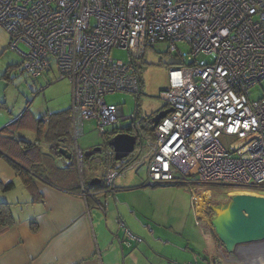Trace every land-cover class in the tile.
<instances>
[{
    "label": "built area",
    "instance_id": "2783aa9c",
    "mask_svg": "<svg viewBox=\"0 0 264 264\" xmlns=\"http://www.w3.org/2000/svg\"><path fill=\"white\" fill-rule=\"evenodd\" d=\"M0 26L13 49L28 48L21 51L26 72L39 76L54 64L59 79L71 82L81 176L83 122L95 120L104 136L111 124L132 119L105 96L142 93L136 59L148 46L166 43L177 63L161 97L173 110L155 125L145 184L184 182L203 200V213L206 195L194 185L263 191L264 98L253 99L250 89L264 79V0H0ZM180 42L190 51H181ZM114 48L127 49L129 61L114 58ZM201 55L213 61H200ZM222 135L235 137L231 150ZM117 175L107 169L108 185Z\"/></svg>",
    "mask_w": 264,
    "mask_h": 264
},
{
    "label": "crops",
    "instance_id": "0c3cea01",
    "mask_svg": "<svg viewBox=\"0 0 264 264\" xmlns=\"http://www.w3.org/2000/svg\"><path fill=\"white\" fill-rule=\"evenodd\" d=\"M16 66L19 65L10 61L2 76L8 73L11 77ZM5 105L0 107V132L23 112L15 114ZM39 110L42 116L33 112L38 118L51 112ZM17 132L15 137L26 138L24 133L30 132L34 139L29 140H36L33 130ZM42 147L48 150L46 143ZM68 160L62 157L58 163L66 165ZM96 177L100 176L93 175L90 181ZM115 180L113 187H108L113 191L91 189L85 192L86 196L83 192L60 190L39 179L29 188L7 159L1 157L0 200L10 204L15 224L0 230V264H264L253 258L260 255L239 257L228 253L223 245L220 253L213 252L212 239L191 238L180 223V216L183 219L186 210L189 215L193 200L186 197L182 205L183 191L167 190L163 195L170 198L159 195L155 199H164L163 202L149 203L144 199L149 192L146 181L134 178L131 190H126L120 187L125 180H119L117 186ZM202 202L198 200V204ZM199 210L197 216L203 215L208 221L206 211ZM181 238L188 241L189 250L184 249ZM177 239L181 243H175ZM181 246L184 255L179 250Z\"/></svg>",
    "mask_w": 264,
    "mask_h": 264
},
{
    "label": "rangeland",
    "instance_id": "374dc122",
    "mask_svg": "<svg viewBox=\"0 0 264 264\" xmlns=\"http://www.w3.org/2000/svg\"><path fill=\"white\" fill-rule=\"evenodd\" d=\"M178 48L183 52H189L190 47L186 43H178ZM27 52L28 48L25 45L20 46V50L13 49L10 45V35L5 28L0 26V97L1 100H6V104L15 113H21L29 104L31 110L35 112L36 116H42L43 113L39 109L43 108V112L52 113L54 111L66 109L71 106L72 103V85L69 79H59L58 69L53 64V68L48 72L45 71L42 75L33 77L24 70V56L22 52ZM112 56L116 59L123 60L125 62L130 59V52L127 49L114 48ZM200 61L212 62L213 58L210 56L201 55L198 57ZM17 63L16 69L10 78L3 77V72L10 61ZM139 67V72L143 80L142 93L135 94L130 91H117L109 93L105 96L106 101L109 104H115L122 106L124 109V116L130 117L137 113L139 116H155L159 111L166 108V103L161 97L162 90H166L170 86L169 81V68L173 63H177V58L168 52V45L166 43H157L155 47L148 46L141 59H136ZM250 95L253 99L264 98V79L257 83L250 89ZM132 124V119L119 120L118 122L111 124L110 129L123 128L126 125ZM26 139H34V135L30 132L24 133ZM29 135V136H28ZM72 136L74 133L72 132ZM144 141L140 149V154L137 156L136 150L125 160L130 161L133 157H137L134 163H130L129 167L118 174L115 180V185H118L119 180H125V185L120 187L131 190L130 185L134 178L141 181H146L148 175V161L151 152L154 150V141L150 134H144ZM222 142L225 146L231 150V143L235 140L232 136H221ZM77 143L79 147L85 152L89 149H93L96 146H102L103 151L91 156H84V175L87 181H90L93 175L104 176L106 175L107 163L106 158L108 156L109 148L106 144L105 138L102 136L100 130L97 127L96 121L92 119L85 120L83 122V131L78 136ZM45 146V144H43ZM72 144V149L75 151ZM133 179H130L132 178ZM107 177H105V180ZM109 183V182H108ZM147 196L144 197L149 203L153 200L163 202L164 199L155 197L161 195L165 198H170L169 195H163L167 190L183 191L181 197V204L186 197L192 198L193 205L189 215L187 210L183 213V219L180 216V223L185 226L191 234V238L199 240V238H210L214 244V251L219 252L222 249V243L218 238L215 230L211 225V218L215 215V212L210 209V205L215 207H223L227 204L230 198L228 194L229 190H233V186L220 185V184H204V186L194 185V189L200 190L206 195L207 208L206 216L208 221L201 215L197 216L200 212L198 202L194 198L193 191L183 186L172 185H158L156 187L148 186ZM241 192V191H239ZM238 192H233L235 194ZM264 192H258V194ZM175 195V194H174ZM228 195V196H227ZM176 197V196H175ZM177 198V197H176ZM203 197V199H205ZM213 200H216L213 202ZM210 204V205H209ZM148 223V222H147ZM211 226H209L208 224ZM162 232V231H160ZM166 232V231H163ZM174 236H177L176 234ZM168 239V238H165ZM182 239V238H181ZM181 239H177L175 243H181ZM194 241V240H192ZM165 242V241H163ZM167 243V242H166ZM184 249L187 248L185 239H182ZM183 247H179L182 255L184 251ZM220 253V252H219ZM258 258L257 260H261ZM264 261V260H263ZM258 262V261H257Z\"/></svg>",
    "mask_w": 264,
    "mask_h": 264
},
{
    "label": "trees",
    "instance_id": "16d2710c",
    "mask_svg": "<svg viewBox=\"0 0 264 264\" xmlns=\"http://www.w3.org/2000/svg\"><path fill=\"white\" fill-rule=\"evenodd\" d=\"M4 77L10 78L8 73H4ZM5 104L6 101H0V107H5ZM136 122L140 123L139 128L136 127ZM136 122V126L132 123L120 129L109 128L103 136L109 148L106 158L107 169L112 168L119 174L126 170L131 162L134 163L137 159V157H133L130 161L125 160V158L123 160L115 159L112 147L109 146L108 141L117 132H133L137 135V138H144V134L148 133L154 138L155 124L153 116L138 115ZM26 129L35 132V141L15 137L17 131ZM72 132L73 126L70 108L46 113L44 117L38 118L31 110V105L27 104L20 116L0 132V158L4 157L7 159L17 171L22 182L29 188L33 186L36 179L70 193H81L87 190L92 191L91 189H105L109 187L105 180V175L99 177L101 181L95 186L90 181H86L84 171L83 176H81L75 151L74 149H70L72 144L74 146L75 142ZM42 143L48 145V150L42 147ZM140 143L138 142V147L141 145ZM61 148H68L72 152V158L67 161L66 165L58 163V159L64 157L60 153ZM84 156L86 157V155ZM82 178L84 183L82 182ZM172 185L184 187V182H176ZM262 192H264V189ZM14 224L15 220L10 209V204L0 200V230Z\"/></svg>",
    "mask_w": 264,
    "mask_h": 264
},
{
    "label": "water",
    "instance_id": "95a60500",
    "mask_svg": "<svg viewBox=\"0 0 264 264\" xmlns=\"http://www.w3.org/2000/svg\"><path fill=\"white\" fill-rule=\"evenodd\" d=\"M172 110L173 108H167L159 111L153 117L155 125ZM121 114H124L122 107ZM136 115L137 113L134 114V118ZM139 138L142 143V138ZM108 143L112 147L115 159L123 160L136 150L137 135L125 131L117 132ZM102 151V146H96L85 151L84 155L91 156ZM60 153L67 159L72 158V152L68 148H61ZM100 181L101 179L97 177L93 178L90 183L95 186ZM109 186H112V184ZM146 186L156 187L158 185L146 184ZM211 210L215 212V215L210 220L212 228L228 253L239 257L244 255H264L263 194L252 192L230 194L225 206H211Z\"/></svg>",
    "mask_w": 264,
    "mask_h": 264
},
{
    "label": "flooded vegetation",
    "instance_id": "af4514ba",
    "mask_svg": "<svg viewBox=\"0 0 264 264\" xmlns=\"http://www.w3.org/2000/svg\"><path fill=\"white\" fill-rule=\"evenodd\" d=\"M168 107H166V108H164V109H167ZM137 116H138V114L136 115V117L134 118V114H133V117H132V123L135 125V122L137 121ZM155 124V123H154ZM137 125V126H136ZM136 127L137 128H139L140 127V123L138 122H136ZM155 126V125H154ZM133 133V132H132ZM135 134V133H134ZM143 140H144V138H143ZM138 142L140 143L141 142V140H140V138H137V144H138ZM143 142V141H142ZM214 201H216V200H213V202ZM211 206H213V205H211ZM211 209V208H210ZM262 260H264V259H261L260 261H262Z\"/></svg>",
    "mask_w": 264,
    "mask_h": 264
},
{
    "label": "clouds",
    "instance_id": "9594fccd",
    "mask_svg": "<svg viewBox=\"0 0 264 264\" xmlns=\"http://www.w3.org/2000/svg\"><path fill=\"white\" fill-rule=\"evenodd\" d=\"M123 110H124V109H123ZM131 133H132V132H131ZM142 139H143V138H142ZM140 144H141V145H140L139 147H138L137 144H136V150L138 151L137 156H139V154H140V149H141V147H142L143 142L140 143ZM136 150H135V151H136ZM135 151H134V152H135Z\"/></svg>",
    "mask_w": 264,
    "mask_h": 264
},
{
    "label": "bare ground",
    "instance_id": "6f19581e",
    "mask_svg": "<svg viewBox=\"0 0 264 264\" xmlns=\"http://www.w3.org/2000/svg\"><path fill=\"white\" fill-rule=\"evenodd\" d=\"M198 200H202L201 198H199ZM200 207H202L203 206V202L202 203H200V204H198ZM253 258H255V260H256V258H262V259H264V255L263 256H260V257H253ZM252 259V258H251ZM251 263V262H250ZM254 264V263H253Z\"/></svg>",
    "mask_w": 264,
    "mask_h": 264
}]
</instances>
